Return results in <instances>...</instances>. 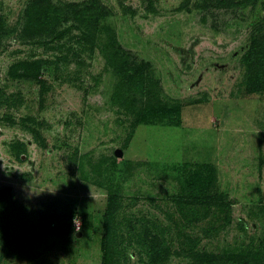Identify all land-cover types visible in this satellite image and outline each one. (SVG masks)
Listing matches in <instances>:
<instances>
[{"label": "rangeland", "instance_id": "rangeland-1", "mask_svg": "<svg viewBox=\"0 0 264 264\" xmlns=\"http://www.w3.org/2000/svg\"><path fill=\"white\" fill-rule=\"evenodd\" d=\"M28 2L0 0L9 33L0 48V189L9 190L10 235L21 248L0 244V264H151L147 232L170 248L159 264H225L251 251L257 264L264 90H249L242 56L264 32V0H98L106 16L92 46L19 39ZM112 50L148 63L147 90L166 113L135 123ZM21 64L40 73L20 77Z\"/></svg>", "mask_w": 264, "mask_h": 264}, {"label": "trees", "instance_id": "trees-1", "mask_svg": "<svg viewBox=\"0 0 264 264\" xmlns=\"http://www.w3.org/2000/svg\"><path fill=\"white\" fill-rule=\"evenodd\" d=\"M205 7L219 6L232 7L234 5H247L252 0H240L235 4L233 0H204ZM183 6V5H182ZM106 16L104 7L98 0H89L85 4H77L74 2L66 4H53L51 0H30L22 10L21 27L17 29V37L27 42L41 43L43 41L62 42L66 38L76 37L78 42L84 41L93 45L95 36L100 30L99 21ZM70 22L69 25H65ZM72 22V23H71ZM72 29L80 30L78 35H71ZM8 29L4 27L0 18V48L2 40L8 35ZM68 35H71L68 37ZM111 44H116L114 35L110 36ZM113 51V50H112ZM111 61H113V68L118 74L125 88L126 105L136 107L135 123L142 121L146 116L153 117L160 116L166 113L164 106L157 100H152L151 92L147 90L146 78L149 77L148 63H140L133 65L127 58H117V53L111 52ZM244 65L246 67V84L250 91L258 92L264 90V32L261 35L254 36L248 50L242 56ZM20 77L33 76L36 77L40 73L38 65L22 66ZM135 92L138 96H144L146 100L140 102L139 106H135V97L129 98V94ZM121 97V95H120ZM156 103V104H155ZM172 109H169V112ZM168 113V112H167ZM19 150L16 151V156L20 158L24 148L17 145ZM25 151V150H24ZM9 196L7 188L0 189V244L4 247H9L11 251H20V246L14 243L11 238L7 213H6V199ZM117 198L115 195L110 196L107 201V208L105 217L113 214L116 207ZM144 241L148 245V253L153 259L151 264H159L168 259L170 255V248L163 244L160 237L150 232L145 233ZM253 252L247 255V259L242 256H230L224 259V263L232 264H249L253 259ZM264 254L259 257L257 264H264ZM104 262H109V253L104 252ZM226 261H228L226 263Z\"/></svg>", "mask_w": 264, "mask_h": 264}, {"label": "water", "instance_id": "water-1", "mask_svg": "<svg viewBox=\"0 0 264 264\" xmlns=\"http://www.w3.org/2000/svg\"><path fill=\"white\" fill-rule=\"evenodd\" d=\"M117 151H118V150H117ZM117 151H116V152H117ZM118 154H121V150L118 151Z\"/></svg>", "mask_w": 264, "mask_h": 264}]
</instances>
